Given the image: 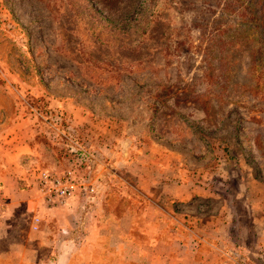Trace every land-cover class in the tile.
Segmentation results:
<instances>
[{"label":"rangeland","instance_id":"obj_1","mask_svg":"<svg viewBox=\"0 0 264 264\" xmlns=\"http://www.w3.org/2000/svg\"><path fill=\"white\" fill-rule=\"evenodd\" d=\"M263 42L264 0H0V171L24 140L31 177L75 170L125 204L142 199L115 158L144 151L247 227L234 197L242 173L264 180Z\"/></svg>","mask_w":264,"mask_h":264},{"label":"crops","instance_id":"obj_2","mask_svg":"<svg viewBox=\"0 0 264 264\" xmlns=\"http://www.w3.org/2000/svg\"><path fill=\"white\" fill-rule=\"evenodd\" d=\"M22 145L0 171V264H264V180L250 172L242 173L234 197L247 210V227L238 224L231 200L219 204L213 184L179 180L185 173L176 175L152 153L142 164L146 152L134 149L115 160L135 176L132 193L142 201L95 195L91 183L92 194L80 189L52 206L20 159L30 152ZM201 199L219 207L199 211Z\"/></svg>","mask_w":264,"mask_h":264},{"label":"built area","instance_id":"obj_3","mask_svg":"<svg viewBox=\"0 0 264 264\" xmlns=\"http://www.w3.org/2000/svg\"><path fill=\"white\" fill-rule=\"evenodd\" d=\"M80 152L81 159L89 156V153L83 149ZM36 185L44 196V201L52 206L64 205L82 186L75 170L61 173L37 170Z\"/></svg>","mask_w":264,"mask_h":264},{"label":"trees","instance_id":"obj_4","mask_svg":"<svg viewBox=\"0 0 264 264\" xmlns=\"http://www.w3.org/2000/svg\"><path fill=\"white\" fill-rule=\"evenodd\" d=\"M264 43V42H263ZM261 50H264V44H262V46H261ZM79 156H80V154H79ZM83 158V157H82ZM83 160V159H82Z\"/></svg>","mask_w":264,"mask_h":264}]
</instances>
